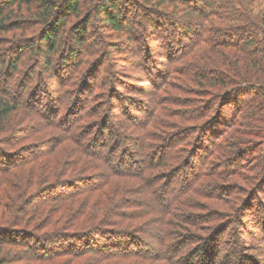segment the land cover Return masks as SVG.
Listing matches in <instances>:
<instances>
[{"label": "trees", "instance_id": "1", "mask_svg": "<svg viewBox=\"0 0 264 264\" xmlns=\"http://www.w3.org/2000/svg\"><path fill=\"white\" fill-rule=\"evenodd\" d=\"M200 1L0 0V264H264V0Z\"/></svg>", "mask_w": 264, "mask_h": 264}, {"label": "rangeland", "instance_id": "2", "mask_svg": "<svg viewBox=\"0 0 264 264\" xmlns=\"http://www.w3.org/2000/svg\"><path fill=\"white\" fill-rule=\"evenodd\" d=\"M201 1H202V0H201ZM201 1H200V2H201ZM260 7H261V5H260L259 3H257V4H256V8H260ZM27 54H28V51H27ZM40 69H42V66H41V63L39 62L38 67H37L36 69H34V70H35V71H38V70H40ZM35 71H32V72L30 73V76H31V74H33ZM128 72H129V74H133V73H134V71H132V70H131V71H128ZM31 77H32V76H31ZM12 87H13V86H12ZM140 115H141V113H140ZM79 163H82V162H79ZM115 179H116V178H115ZM122 180H123L124 182H125V181H126V182H135V183L137 182L135 179H133V180L130 179V180H129V179H125V178H123V177H122ZM111 192H112V191H111ZM123 195H125V192H124V191H123ZM128 196H129V195H128ZM90 203H91V202H90ZM90 203L85 205V209H84V210H86V212H87L88 209L91 208V207H93V208H94V211H95V208H97V206H98V205H96V204H94V203L92 204V205H93V206H92V205H90ZM100 203H101V202H100ZM100 206H101V205H100ZM98 207H99V206H98ZM129 209H130V210H134L135 208L132 207V208H129ZM53 212H54V211H53ZM52 214H53V213H52ZM249 218H250L249 216H244V217H243V220H248ZM133 219H134V218H129V221H131V220H133ZM131 222H132V221H131ZM109 226H111V225H109ZM112 226L115 227V226H117V225H112ZM17 263H18V262H16L15 264H17Z\"/></svg>", "mask_w": 264, "mask_h": 264}]
</instances>
